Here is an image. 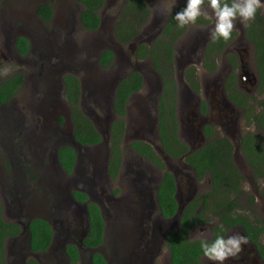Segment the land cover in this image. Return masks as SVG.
I'll return each instance as SVG.
<instances>
[{
    "label": "rangeland",
    "instance_id": "1",
    "mask_svg": "<svg viewBox=\"0 0 264 264\" xmlns=\"http://www.w3.org/2000/svg\"><path fill=\"white\" fill-rule=\"evenodd\" d=\"M125 1L105 0L99 11L100 26L95 31L86 30L79 22L82 4L73 0L0 2V82L14 73H20L24 78L14 97L0 106V199L3 218L6 221L25 223L23 217L17 216L21 205L24 209L27 207L25 212L29 211L31 205H39L34 211L37 216H43L48 209L42 208V204L49 203L48 206L52 207L56 198L62 208H66L64 212L68 215L73 212L79 218L77 226L68 222L70 225L67 232L70 229L81 231L84 224L80 218L85 206L76 203L71 194L73 190L84 193L90 191L93 197L88 198L98 204L104 220L103 242L94 250L85 249L76 264H90V255L94 252L100 253L108 264H170L165 237L168 231L178 228V216L164 219L159 214L155 192L163 171L133 151L129 142L141 140L148 143L162 159L165 169L174 176L177 188L175 199L181 211L190 201L210 189L209 174L197 180L194 169L183 158H170L163 152L156 116L157 100L162 92V75L149 55L142 59L136 58L139 45L152 47L160 38L164 23L170 15L168 5L165 0H146L148 18L133 40L121 43L115 37V25ZM44 2H49L53 9V18L48 23L41 22L34 15L36 5ZM180 5L184 6V0H177L172 13ZM203 7L211 15L207 5ZM260 11L264 15V8ZM211 27L212 21L202 16L195 24L185 26L183 33L172 44L170 75L177 87L178 135L190 150L206 142L197 129L188 132L187 128L188 123L196 122L190 112L197 115V105L202 100L210 108L206 113L199 111L201 116L197 121L200 122L217 118V110L211 106L232 109V113H227L229 118L210 125L215 126L213 129L216 135H224L231 140L233 161L243 175L241 189L237 193L238 211L263 220L264 180L253 178L252 170L239 146L240 138L255 128L246 126L241 110L228 101L227 90L222 91V79L232 71L229 61V56L232 55L237 60L233 70L243 79L240 89L256 96L254 46L245 36V25L237 21L233 29L236 32L234 38L221 53L214 56L215 66L210 70L205 67V63L210 61L206 58L205 49L212 41L209 38ZM28 28L40 40V36L44 35L46 45L44 48L36 45L32 53L28 52V56L19 57L10 43L15 36L26 35ZM104 49L113 52V61L107 68H102L97 61L99 53ZM42 55L46 58H42ZM190 66L195 69L198 79L197 93L188 87V82L183 77V71ZM130 71L141 74L142 87L128 100L120 143L122 163L116 178L111 179L107 174L109 124L115 119L111 106L117 83ZM65 72L73 74L80 81V107L102 138L97 146H79L72 140L70 112L62 98L61 76ZM244 72L246 73L243 74ZM46 83L51 84L47 86ZM224 87L226 88L225 82ZM59 117L62 118L60 123ZM198 135L199 142L196 139ZM258 139L264 141V137ZM60 146L72 147L77 155L71 174H64L58 167L56 150ZM25 153L32 154L28 157ZM35 153L45 156L38 159L39 156ZM49 161L50 168L42 166ZM33 164L39 167L36 172ZM17 179H22L26 183L24 185L31 187V191L30 188L27 189L29 199H21L25 196L21 194L22 188L14 190L11 187L12 181ZM42 182L46 183L43 188ZM44 209L46 210L42 213ZM65 217H56L58 226L65 227L67 221L62 220ZM68 217L66 219L70 220L71 215ZM209 217L213 219L210 214L207 219ZM143 219H146L150 227L145 237H142V232L139 229V233L135 226ZM209 222L194 226L188 233L190 239H196L194 234L205 225L209 226L211 235L213 225ZM235 232L241 233L235 227L228 234ZM63 238L61 235L59 242L54 243L52 249L44 254L29 253L23 237L7 239L4 264H16L15 262L25 259H34L39 264H71L60 249V243L65 241ZM148 238L150 239L147 240ZM260 240L264 244V233ZM200 261L201 264H210L204 257ZM226 264L233 262L229 259Z\"/></svg>",
    "mask_w": 264,
    "mask_h": 264
},
{
    "label": "trees",
    "instance_id": "2",
    "mask_svg": "<svg viewBox=\"0 0 264 264\" xmlns=\"http://www.w3.org/2000/svg\"><path fill=\"white\" fill-rule=\"evenodd\" d=\"M1 1V0H0ZM82 4L79 19L82 26L89 31H95L100 26L99 11L104 5V0H73ZM205 5L206 2H205ZM184 6L180 5L170 14L164 23V28L160 38L152 47L139 45L136 58L142 59L150 55L155 67L162 75V92L157 100V132L161 147L164 153L170 158H182L191 166L197 180H201L204 175H210V189L204 194L198 195L190 201L179 215L178 228L167 232L165 237L166 246L170 254V264H201L202 252L196 239H190L189 231L196 226L212 219H207L211 215L222 223L225 232H221L214 225L211 228V236L225 235L232 226H240L247 235V239L256 244L264 259V248L259 241V237L264 233V219L251 218L238 211L237 193L241 189L243 175L238 170L233 161V145L227 136L215 134L213 127L209 124L203 127V136L206 142L200 147L189 152L188 145L183 142L178 135V95L176 85L171 78V58L172 44L178 35L183 33L185 27H177L173 19L176 11ZM36 15L47 22L53 12L48 2L38 4ZM149 10L146 0H126L120 13V18L115 25V37L125 43L136 37L142 24L148 17ZM202 20V19H200ZM206 22V20H203ZM245 36L254 46V60L257 77V93L249 95L236 88V73L233 70L237 60L234 56H229L232 71L225 79L228 99L234 103L242 112L247 127L254 126V130L246 132L240 138L241 154L252 170L255 180H264V141H259V137H264V15L258 9L255 19L245 25ZM235 31L229 41L218 39L211 41L205 49L206 58L210 59L205 63V67L212 70L215 66V59L228 43L234 38ZM16 47L21 55L27 54V40L23 37L16 39ZM213 53V54H211ZM102 68H107L113 61V52L110 49L102 50L97 58ZM185 82L189 88L197 93L199 91L198 79L193 67H189L184 72ZM142 76L138 71H130L116 85L112 101V110L115 119L110 124V143L107 164V174L111 179H115L121 166L122 153L120 143L124 133V116L126 112V102L129 96L142 87ZM23 78L20 73H14L10 77L0 82V106L7 104L22 86ZM64 85V96L70 106V118L73 125L72 137L81 145H94L102 141L100 134L95 129L92 121L84 114L80 107V82L71 73L62 77ZM201 113L208 110L205 101L199 102ZM62 118L59 117V123ZM129 147L141 157L149 160L156 168L163 171L162 177L156 188V202L159 212L163 218L173 217L178 210V203L175 199L176 183L171 172L166 171L162 159L156 154L148 143L141 140H133ZM58 162L66 174H71L76 153L70 146H62L58 150ZM264 193V181L262 183ZM116 192V191H115ZM72 198L76 201L87 200V195L80 190H73ZM89 227L82 243L87 247H98L103 242L104 222L98 206L94 203L87 204ZM2 206L0 203V264L5 263V241L17 237L22 229L15 222L6 221L2 218ZM29 240L28 245L32 252L46 250L50 243L51 229L49 223L42 218H34L28 223ZM65 253L70 263L76 264L78 252L76 246L69 244L65 248ZM92 264H107L106 259L98 252L91 255ZM27 264H38L34 259H28Z\"/></svg>",
    "mask_w": 264,
    "mask_h": 264
},
{
    "label": "flooded vegetation",
    "instance_id": "3",
    "mask_svg": "<svg viewBox=\"0 0 264 264\" xmlns=\"http://www.w3.org/2000/svg\"><path fill=\"white\" fill-rule=\"evenodd\" d=\"M2 1V0H1ZM0 1V2H1ZM105 1V0H104ZM49 3V2H48ZM125 3V2H124ZM50 4V3H49ZM123 6H124V4H123ZM36 7H37V5H36ZM36 7H35V9H34V15L41 21V22H45V21H43L40 17H38L37 15H36V13H35V11H36ZM50 7H51V9H52V6H51V4H50ZM52 12H53V9H52ZM52 18H53V14H52V16H51V18L47 21V22H45V23H48V22H50L51 20H52ZM148 18V17H147ZM79 22H80V19H79ZM81 23V22H80ZM145 23V22H144ZM143 23V24H144ZM142 24V25H143ZM26 31H27V34L26 35H17V36H15L13 39H12V41H11V43H10V46H13L14 47V52L15 53H17V55L19 56V57H22V56H28L27 54H28V52H33V50L35 49V46L36 45H40V48H41V46H42V48H44V46L46 45V41H45V39H44V35L43 36H40V37H42V40H40V39H38L37 37H36V34H34L29 28L28 29H26ZM182 34V33H181ZM180 34V35H181ZM138 35V34H137ZM180 35H178V37L180 36ZM18 37H23V38H25L26 40H27V45H28V51H27V54H25V55H21L19 52H18V50H17V47H16V44H15V42H16V39L18 38ZM177 37V38H178ZM135 38V37H134ZM134 38H132L131 40H133ZM176 38V39H177ZM48 39H49V37H48ZM131 40H129V41H131ZM128 41V42H129ZM126 43V42H125ZM150 56V55H149ZM42 58H46L45 56H41ZM151 57V56H150ZM191 67V66H190ZM189 68V67H188ZM187 69V68H186ZM185 69V70H186ZM185 70L183 71V77H184V72H185ZM195 70V69H194ZM246 72H244L243 74H245ZM65 74H67L66 72H65ZM65 74H63V76L65 75ZM22 75V74H21ZM63 76H61V82H62V77ZM227 76V75H226ZM226 76H225V78H226ZM236 77H237V82H236V88L238 89V90H241L240 88V85H241V81L243 80L242 79V77H241V75H238L237 76V73H236ZM22 78H23V76H22ZM225 78L224 79H222L223 81H222V91L223 92H225V87L223 88V82H225ZM78 79V78H77ZM240 79V80H239ZM23 81H24V78H23ZM80 82V81H79ZM51 83H46V85L47 86H49ZM62 86H63V91H62V98H63V101H64V103L66 104V106L68 107V109H69V112H70V106L67 104V102H66V100H65V96H64V85H63V82H62ZM189 87V86H188ZM241 91H243V90H241ZM54 92L55 91H53V93H52V95H54ZM138 92V91H137ZM137 92H135V93H137ZM245 92V91H244ZM135 93H133V94H135ZM247 93V92H246ZM133 94H131L130 96H129V98L127 99V102H126V106H127V103H128V100L130 99V97L133 95ZM81 98H82V87H81V84H80V101H81ZM226 98L228 99V97H227V95H226ZM228 101L229 102H231L229 99H228ZM220 103L221 104H224L223 103V101L222 100H220ZM226 104V103H225ZM3 105H5V104H3ZM233 105H235L234 103H233ZM2 106V105H1ZM236 106V105H235ZM208 107L210 108V106L208 105ZM211 107H213V108H215L216 110H217V113H216V117L217 118H215V119H212L213 121H210V120H204V121H197V120H199L200 119V117L199 116H201L200 115V109H199V102H198V105H197V110H199L198 112H197V115H195V113L193 112V111H191L190 112V114L192 115V118H194L195 120H196V122L195 123H193V124H191V123H188V125H187V128H188V132H190V130H192L193 131V129H197V131H198V133L200 132L201 133V135L203 134V127H204V125H206V124H213V123H220L221 122V120L222 119H224L225 118V120H226V118H229V116H227L228 114V112H231L232 113V109H230V110H225L223 107L222 108H220V107H216V106H211ZM111 108H112V106H111ZM177 109H178V107H177ZM235 109V108H234ZM236 110V109H235ZM113 111V110H112ZM210 113V112H209ZM114 120V119H113ZM112 120V121H113ZM111 121V122H112ZM111 122H110V124H111ZM231 122V121H230ZM110 124H109V127H110ZM73 126V125H72ZM212 127H215V126H213V125H211ZM96 129V128H95ZM73 132V131H72ZM98 132V131H97ZM200 135V134H199ZM199 135H198V137H196V139H197V141L199 142L200 141V137H199ZM109 137H110V128H109ZM192 137V136H191ZM72 140H74L73 139V137H72ZM74 143H76V145H79V146H97V145H99L100 143H98V144H94V145H81V144H79V143H77L75 140L73 141ZM110 143V142H109ZM130 143V142H129ZM187 144V143H186ZM60 147H62V146H60ZM60 147H58V149L56 150V158H57V162H58V150H59V148ZM74 150V149H73ZM108 150H109V147H108ZM191 150L189 149V152H190ZM74 153H75V151H74ZM25 154H27V156L29 157V156H31V154L32 153H25ZM36 154V156H39L38 157V159L40 158V157H42V156H45V154L44 155H42V153H35ZM47 156H50L49 154L47 155ZM76 160H77V155H76ZM76 162V161H75ZM39 163V162H38ZM6 164V163H5ZM42 166L43 167H45V168H50V161H49V163L48 164H42ZM58 167H59V169L61 170V171H63V173L64 174H66L65 172H64V170L61 168V166H60V164H59V162H58ZM33 168L34 169H36L35 170V172L38 170V168L39 167H37L35 164H33ZM34 172V173H35ZM48 180H49V178H48ZM30 181H32V180H30ZM24 184H26V183H24V181L21 179V180H19V179H17L15 182L14 181H12V184H11V187L14 189V190H19V189H21V194L22 195H25L24 197H21V199H29V193H27V189L28 188H30V191H31V187L27 184V185H24ZM46 183L45 182H42L41 183V186H42V188H43V186L45 185ZM34 188V187H33ZM176 191H177V188H176ZM86 195H87V200H85V201H76V200H74L73 198V200L76 202V203H78V204H83L84 206H85V211H84V214H82V217L80 218V220H82V222H83V224H84V226H83V229L80 231L79 229H70V231H68L67 232V229H68V227H69V223L68 222H70V223H73V224H75L76 226L77 225H79V218L77 219V217H76V214H74L73 212H71V213H69V215H71V218H70V220H68V219H66V217H68L69 215H68V213L67 212H64V211H66L64 208H62V207H59L58 209H53V207H49L48 205H49V203H47V204H45V205H43L42 204V208H47L48 210H46V209H44V210H42V213L46 210V214H44L43 213V216L41 215V216H35V217H29V216H27L26 215V212H25V209L27 208H23L22 207V205H21V209L20 210H18V215L17 216H20V217H23V222H25L26 223V225H28V223H29V221L30 220H32V219H34V218H42V219H44V220H46L47 221V223H49V226H50V229H51V240H50V243H49V245L47 246V248H46V250H41V251H36V252H32L31 250H30V247H29V245H28V240H29V233H28V230L27 229H25V230H23L17 237H15V238H19V237H23L24 238V241H25V243H26V246H27V250H28V252L29 253H32V254H38V253H43L44 254V252H49V250H51L52 249V247H53V245H54V243H58L59 242V240H58V238L62 235V236H64V238L63 239H65V241H63V242H61L60 243V249H62L63 251H61L62 252V255L66 258V260L67 261H69V258H68V256L66 255V253H65V248H66V246L67 245H69V244H73V245H75L76 246V249H77V252H78V260H79V258H81V253H83V251L85 250V249H91V250H94V249H96L97 247H93V248H91V247H87V246H85V245H83V243H82V240H83V238L86 236V234H87V232H88V227H89V221H88V212H87V204L88 203H94V204H96V206H98V204L96 203V202H93V201H91L88 197H93V195L91 196L90 195V191H87L86 193H85ZM175 196H176V193H175ZM0 203H1V206H2V202H1V199H0ZM98 208H99V211H100V214H101V217H102V213H101V209H100V207L98 206ZM20 211V212H19ZM41 213V212H40ZM41 213V214H42ZM3 207H2V218H3ZM159 214H160V212H159ZM54 215H56L55 217H54ZM58 215H63L65 218L64 219H62L64 222H66V224H65V227H63L62 225H60V226H58V219L56 218V217H58ZM161 215V214H160ZM69 218V217H68ZM4 219V218H3ZM102 219H103V217H102ZM164 219H166V218H164ZM170 219V218H169ZM144 221H142L141 223H136L135 224V226H137V230H138V232L140 233V231L142 232V237H145V236H147L148 235V233H149V229H150V227L148 226V222L146 221V219H143ZM11 222H15V223H17L18 225H20L19 223H21V221H11ZM103 222H104V220H103ZM235 227H237V228H239L240 229V232L242 233V234H244L246 237H247V235H246V233L244 232V230H243V228L242 227H240V226H232L230 229H228L227 230V232H226V234H228V232L230 231V230H232V229H234ZM139 229H140V231H139ZM225 234V235H226ZM261 236H262V234L260 235V237H259V241L261 242ZM151 238V237H150ZM150 238H148L147 240H149ZM248 240V239H247ZM6 243H4V245H5ZM63 244V245H62ZM61 246H62V248H61ZM100 246V245H99ZM262 248H264V244L262 243ZM92 255V254H91ZM91 255H90V264H92L91 263ZM27 260L28 259H25L24 261H21V262H15L16 264H27ZM70 262V261H69ZM231 262H233V264H264V259L262 258V255H261V252H260V250L258 249V247L256 246V244H254V243H252L251 241H249L248 240V243H247V245L246 246H244L243 247V250L241 251V253L236 257V258H234V259H231ZM39 264V263H38ZM72 264V263H71ZM107 264H108V262H107Z\"/></svg>",
    "mask_w": 264,
    "mask_h": 264
},
{
    "label": "clouds",
    "instance_id": "4",
    "mask_svg": "<svg viewBox=\"0 0 264 264\" xmlns=\"http://www.w3.org/2000/svg\"><path fill=\"white\" fill-rule=\"evenodd\" d=\"M165 2L168 5L167 11L171 14L177 0H165ZM205 2L207 8L211 10V15L203 7ZM261 8H264V0H184V7L175 12L173 19L177 27L183 28L195 24L197 19L203 16L212 21V27L209 30V38L212 41L218 39L229 41L236 22L246 25L255 19L258 9ZM209 224L214 225L221 232L226 231L224 225L218 223L215 218ZM194 235L203 257L210 264H226L229 259L236 258L248 243L247 237L239 232L211 236L208 225L198 229Z\"/></svg>",
    "mask_w": 264,
    "mask_h": 264
},
{
    "label": "water",
    "instance_id": "5",
    "mask_svg": "<svg viewBox=\"0 0 264 264\" xmlns=\"http://www.w3.org/2000/svg\"><path fill=\"white\" fill-rule=\"evenodd\" d=\"M73 141H74V140H73ZM33 202H34V201H33ZM33 202H32V203H33ZM32 203H31V204H32ZM38 206H39V205H38ZM38 206L34 207V206L31 205L29 211L26 212V215L29 216V217H35V216H37V215H36L37 213H36L34 210L37 209ZM52 207H53L54 209H58L59 207H62V206H61V203L58 201V199L55 198V202L52 203ZM157 207H158V205H157ZM180 213H181V210H180V208H179V206H178L177 213L174 215L175 217L178 216V217H177V218H178V221H179V215H180ZM174 216H173V217H174ZM21 227H22V230L27 229V225H26L25 223H21ZM62 245H63V244H62ZM61 248H62V246H61Z\"/></svg>",
    "mask_w": 264,
    "mask_h": 264
}]
</instances>
